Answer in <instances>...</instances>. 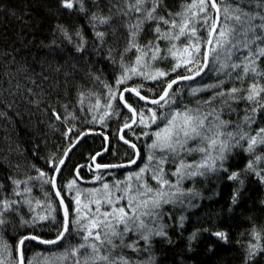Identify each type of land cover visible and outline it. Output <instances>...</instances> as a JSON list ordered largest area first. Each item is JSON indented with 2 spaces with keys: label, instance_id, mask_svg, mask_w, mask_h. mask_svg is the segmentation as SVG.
I'll use <instances>...</instances> for the list:
<instances>
[{
  "label": "trees",
  "instance_id": "obj_1",
  "mask_svg": "<svg viewBox=\"0 0 264 264\" xmlns=\"http://www.w3.org/2000/svg\"><path fill=\"white\" fill-rule=\"evenodd\" d=\"M82 2L84 11H80L79 4L72 10L66 9L62 0H0V112L4 113L0 116V201L19 202L12 205V211L4 213L5 222L0 224V247L7 244L11 257L15 255L13 250L22 237L35 235L52 240L63 230V217L52 186L43 180L52 177L53 165H58L76 138L85 131H99L108 138L107 152L96 161L99 165L133 160V148L122 145L118 137L120 129L132 120L118 102L119 92L126 87L138 88L141 95L156 98L166 86V81L177 76L176 72H171L174 61L168 57L157 61L161 70L170 73L166 78L146 80L136 75L118 86L116 81L123 72L122 63H134L137 55L133 49L122 56L128 37V17L116 15V7H113L121 5L122 0ZM190 2L164 0V15L168 17L169 12L181 11ZM93 13L113 15L109 25H99V30L107 33L103 44L96 38L90 22ZM154 27V22L145 25L141 44H147L154 38ZM197 27L198 35L206 39V26L197 24ZM63 30L71 35V41ZM77 32L80 36L76 35ZM81 43L83 50L77 51ZM159 43L163 48L166 42L161 40ZM261 64L264 66V58ZM211 68L209 65L198 79L180 82L173 87L181 106L194 107L195 101L210 99L222 89L240 87L239 81L218 76ZM188 74L183 68L179 70V75ZM220 79L224 83L219 88L190 95L192 87L206 88ZM259 79L264 82V77ZM109 88L116 90L118 95L112 101V114L101 122L99 116L102 113L90 110L89 105L94 104L97 97L103 104ZM81 93L86 97L83 104L80 102ZM125 99L137 110L155 107L141 103L130 94L125 95ZM213 104L220 118L228 122L227 131H237V125L247 128L245 115H255V123L248 129L253 134L264 127V109L253 114L247 101H229L228 106L218 98ZM176 106L173 105L174 108ZM53 110L61 117L59 120L52 115ZM94 116L97 118L93 119ZM154 129L155 125L146 129L135 124L134 128L122 134L124 140L139 149L140 160L144 159L151 143V136L144 133H151ZM241 145L230 150L222 168L184 178L180 182L179 187L184 194L174 203L162 205L148 225L162 229L165 235L153 232L146 241L136 231L128 232L124 243L134 245L135 250L121 247L116 252L125 256L129 264H264V251L257 250L251 258L248 254L249 245L264 249V183L253 172L245 170L254 155L244 151L246 141H241ZM104 146V139L98 136L82 138L60 171L57 184L62 190L65 205L70 209V220L75 217L76 207L73 200L76 191L67 189L70 181H76V188L85 191L99 188L102 183L114 185L124 180L127 171L132 170H95L91 159L103 151ZM257 154H264V146L257 149ZM185 159L199 160L200 154L194 153ZM257 167L264 169V164ZM165 169L167 178L175 183L177 178L171 175L175 165L166 164ZM40 172L45 176L41 177ZM233 172L240 174L238 180L228 178ZM97 176L101 180H97ZM145 177L150 184L153 183L148 174ZM14 180L27 181L31 191L24 193L25 185L21 184L19 191L22 194L15 195ZM28 201L32 202L31 208ZM36 201H40L39 206ZM48 202L56 210L41 221L38 216L46 213ZM121 203L126 204V201ZM69 227L70 231L57 244L25 243L26 261L45 264L44 257L63 253L82 243L83 233L78 231V226L70 224ZM216 232L225 233L227 240L217 238ZM254 233H259V241L254 239Z\"/></svg>",
  "mask_w": 264,
  "mask_h": 264
},
{
  "label": "snow or ice",
  "instance_id": "obj_2",
  "mask_svg": "<svg viewBox=\"0 0 264 264\" xmlns=\"http://www.w3.org/2000/svg\"><path fill=\"white\" fill-rule=\"evenodd\" d=\"M76 4L80 11H84L82 0H62V6L72 10ZM116 7V15L128 17L126 27L128 37L124 53L136 51L134 63H122L123 72L116 81L117 85L126 84L133 76L139 75L146 80H160L170 75L161 70L157 61L171 57L174 61L171 72H176L175 79L166 81V87L161 89L157 98L148 99L140 94L138 88H125L119 92V100L124 107L132 113V123L148 129L155 125V129L145 136H151L148 164L126 177L125 181H117L114 185L102 183L101 187L81 191L76 188V181H70L67 189L71 192L75 202V217L70 220V209L65 205L62 190L59 188L56 177L44 179L43 183L51 184L55 190V199L59 200V207L63 209V230L58 232L55 240L40 239L35 235L25 236L19 240L14 248L15 255L9 259L11 253L8 245L0 247V264H33L26 261L23 248L25 241L37 240L40 244H56L70 231V224L78 226V231L83 233L82 243L66 249L63 253H53L44 257L45 264H129L125 256L118 254L116 249L132 247L124 243V236L128 232L139 231L144 240L149 239V234L163 236L162 229L149 228L145 217H155L157 210L163 204L174 203L184 193L180 189V182L184 178L205 175L223 167V161L234 147H240L241 141L247 142L244 151L254 155L246 166V171L253 172L264 183V169L257 167L264 164V154H257V149L264 146V127L259 128L254 134L249 131L250 125L255 123V115H245L244 125H237V131H227L228 122L220 118L213 101L221 99L223 105L229 101L236 103L247 101L251 113L255 114L264 109V0H191L181 11L164 15V0H122ZM211 9V11H209ZM113 15L92 14L91 21L96 38L103 44L106 32L99 30V25H109ZM154 22V38L147 44L140 43L141 33L145 25ZM197 24L206 26L208 36L202 39L198 33ZM64 35L71 41V35L63 30ZM80 36V33H76ZM81 40L83 37L81 36ZM161 40L165 45L161 46ZM83 50V44L77 46V51ZM111 51V50H110ZM212 66L218 76L239 81L240 87L233 86L229 90H220L207 100L195 101L194 107L181 106L176 100L173 85L180 81H190L201 75L206 68ZM183 68L188 75H179ZM250 81V82H247ZM224 83L220 79L216 84L206 88L192 87L190 95L196 96L200 91L219 88ZM31 91V90H29ZM124 92L135 93L140 100L154 105L146 110H137L125 99ZM117 91L109 88L107 100L102 104L97 97L94 104L89 105L90 110L100 111L99 120L103 122L110 116L113 109L112 101L117 98ZM86 97L80 94V102L84 103ZM38 103V102H37ZM177 105L175 108L173 105ZM158 109L163 111H158ZM210 109V110H209ZM4 113L0 112V116ZM52 115L59 120L61 117L53 110ZM97 117L94 116L93 119ZM131 125L125 123L124 127ZM123 139V136L121 137ZM128 143L127 140L124 141ZM192 142H195L193 144ZM135 149V145H130ZM70 150V149H69ZM194 153L200 154L199 160L188 161L186 156ZM67 152L65 153V156ZM139 156V153H137ZM220 162L219 164L217 162ZM132 160L130 163H135ZM64 160L59 161L63 165ZM166 164L175 165L171 172L175 176L173 183L167 178ZM124 165H99L97 169L105 167H123ZM54 171L59 173L60 167L53 165ZM226 170V169H225ZM151 172V179L156 186L149 183L145 173ZM44 177L45 173L40 172ZM79 178V177H78ZM238 180L240 174L233 172L228 177ZM101 180L100 176L96 177ZM240 179V183L243 184ZM15 195L21 184H24V193L31 189L27 181L14 180ZM117 193H120L117 195ZM121 201H126L122 204ZM19 203L16 200L0 201V224L5 222L4 213L12 211V205ZM31 208V201H28ZM37 206L40 201L35 202ZM46 213L39 215V220H45L56 209L51 202L46 204ZM35 211V209H31ZM55 219V217H52ZM183 219V218H181ZM217 238L227 240L223 232L214 233ZM254 239L259 241V233H254ZM116 241L120 243L117 244ZM83 250V251H82ZM264 251L258 245H249V258L256 251ZM8 253V255H5Z\"/></svg>",
  "mask_w": 264,
  "mask_h": 264
},
{
  "label": "water",
  "instance_id": "obj_3",
  "mask_svg": "<svg viewBox=\"0 0 264 264\" xmlns=\"http://www.w3.org/2000/svg\"><path fill=\"white\" fill-rule=\"evenodd\" d=\"M207 69V68H206ZM206 69L204 70V72L206 71ZM204 72H202L201 73V75L204 73ZM200 76V75H199ZM199 76H196L195 77V79H193V80H196V79H198L199 78ZM193 80H190V81H193ZM180 82H188V81H180ZM179 82V83H180ZM175 85H177V84H175ZM175 85H173V87L175 86ZM166 87V86H165ZM126 88H129V87H126ZM125 89V88H124ZM123 91V90H122ZM127 94H130V95H132L133 97L135 96L141 103H144V104H147V105H150V106H154V105H151V104H148V103H146L144 100H140L139 99V97L135 94V93H133V92H124V96L125 95H127ZM146 97V96H145ZM148 98V97H147ZM157 98V97H156ZM148 99H152V98H148ZM118 102H119V104L121 105V107H122V109L123 110H125V111H127L130 115H131V117H132V113L131 112H129L128 111V109L127 108H125L124 107V104L119 100V98H118ZM128 124H130L131 126L130 127H128V128H125V127H123L122 129H120V131L118 132V137H119V141L122 143V145H126V146H128V147H130V148H133V147H131L130 145H133L132 143H130V142H128V143H125L124 141L126 140H124V139H121V137H122V134L123 133H125V131H128V130H130V129H132V128H134L135 127V124H133L132 123V120H131V122L130 123H128ZM92 135H94V136H98V137H100V138H102V139H104V141H105V146H104V148H103V151H101V152H99V153H97L95 156H93V158L91 159L92 161H91V164L94 166V168L96 169V170H99V171H104V170H106V171H115V170H126L127 168H132V167H134L136 164H137V161L139 160V156L137 155V153H139V149L137 148V147H135V149L133 148V150H134V156H133V160H135L136 162L133 164V163H130V162H126V163H118V164H115V165H124L123 167H105V168H100V169H97V167H96V165H97V163H96V161H97V159L99 158V157H101V156H103L104 155V153H106L107 152V148H108V138H106V136L105 135H102L99 131H92V132H90V131H85V132H82L81 133V135H79L77 138H76V140L70 145V147H68L66 150V152H67V155L65 156V153L63 154V156L61 157V159H63L64 160V164L63 165H59V163H58V166L60 167V169L62 170V168L64 167V165L66 164V160H67V158L69 157V155H70V152L72 151V149L73 148H75L80 142H81V140H82V138H84V137H87V136H92ZM70 149V150H69ZM60 159V160H61ZM104 165H110V164H104ZM52 176H55L56 177V181L58 180V178H59V176H60V172L59 173H56L55 171H53V175ZM53 190V189H52ZM53 193H54V195H55V190H53ZM57 203H58V206H59V200L57 199ZM60 210H61V214H62V217H63V220H64V214H63V209L62 208H60ZM63 228V227H62ZM23 238V237H22ZM21 238V239H22ZM57 237H55V238H53L52 240H55ZM63 239H61V240H59L57 243H59L60 241H62ZM31 241H33V242H36V243H38V244H40L37 240H27V241H25V243H27V242H31ZM56 243V244H57ZM40 245H46V246H51V245H53V244H40Z\"/></svg>",
  "mask_w": 264,
  "mask_h": 264
},
{
  "label": "rangeland",
  "instance_id": "obj_4",
  "mask_svg": "<svg viewBox=\"0 0 264 264\" xmlns=\"http://www.w3.org/2000/svg\"><path fill=\"white\" fill-rule=\"evenodd\" d=\"M162 111H163V110H162ZM148 155H149V149H148V151L145 153V155H144V156H145L144 159H143V160H140V158H139V160L137 161V164L134 166V168H132V170H128V171H127L126 177H127L129 174H131V173L139 172L140 168H142V167H144L146 164H148ZM139 157H140V155H139ZM145 159H146V160H145ZM146 174L149 175V178H148V179H150V180L153 182L151 185L156 186V182H155L154 180L151 179V172L145 173V175H146ZM126 177H125L124 180H122V181H125V180H126ZM163 205H164V204H163ZM144 219H145L147 225H149V222L151 221V219H155V217H154V218H153V217H145ZM148 227L150 228L151 226H148ZM136 232H137L138 234H140L139 231H136ZM5 255H8V254L5 253ZM9 259L11 260V256L9 257Z\"/></svg>",
  "mask_w": 264,
  "mask_h": 264
}]
</instances>
